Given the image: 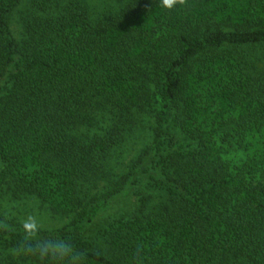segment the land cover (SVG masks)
I'll use <instances>...</instances> for the list:
<instances>
[{"label":"trees","instance_id":"trees-1","mask_svg":"<svg viewBox=\"0 0 264 264\" xmlns=\"http://www.w3.org/2000/svg\"><path fill=\"white\" fill-rule=\"evenodd\" d=\"M22 0H0V190L7 184L75 220L55 231L6 222L0 264H264V0H123L106 17L45 0L12 37ZM148 112L152 145L115 191L137 192L110 221L106 251L83 224L106 203H84L126 133L79 137L100 111ZM153 192L164 200L150 207Z\"/></svg>","mask_w":264,"mask_h":264},{"label":"rangeland","instance_id":"rangeland-1","mask_svg":"<svg viewBox=\"0 0 264 264\" xmlns=\"http://www.w3.org/2000/svg\"><path fill=\"white\" fill-rule=\"evenodd\" d=\"M123 0H45L49 10L61 9L70 3L80 4L89 10L94 18L106 17L114 13ZM39 9L32 0H22L19 7L12 13L9 25L12 37L20 41L26 35L25 21L34 14H39ZM251 54V59L256 63L258 72H264V49L252 47L244 49ZM123 121L127 130L122 140L110 152L107 161L96 174L88 173L87 179L82 182L81 196L84 203L96 201L104 206L97 220L88 225L83 224L85 237L92 242L95 249L106 251L108 248L104 231L110 221L122 217H129L138 210L140 201L137 192H116L115 185L121 176L127 174L139 155L148 149L155 137V121L148 112H134L124 118L120 114L110 110L100 111L95 115L91 125L83 126L79 131V137L87 141L94 138H102L115 122ZM150 207L158 205L164 200L163 194L153 192ZM0 212L4 220L10 224L26 225L34 230L55 231L71 224L77 215L56 214L49 206L34 195L19 193L11 184L5 185L0 190Z\"/></svg>","mask_w":264,"mask_h":264},{"label":"clouds","instance_id":"clouds-1","mask_svg":"<svg viewBox=\"0 0 264 264\" xmlns=\"http://www.w3.org/2000/svg\"><path fill=\"white\" fill-rule=\"evenodd\" d=\"M175 0H163V5L165 7L171 8L174 4Z\"/></svg>","mask_w":264,"mask_h":264}]
</instances>
